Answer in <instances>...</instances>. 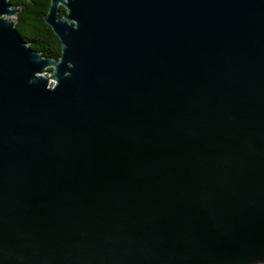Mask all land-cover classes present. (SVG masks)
<instances>
[{"label": "water", "instance_id": "95a60500", "mask_svg": "<svg viewBox=\"0 0 264 264\" xmlns=\"http://www.w3.org/2000/svg\"><path fill=\"white\" fill-rule=\"evenodd\" d=\"M19 11L0 264H264V0H50L56 59Z\"/></svg>", "mask_w": 264, "mask_h": 264}, {"label": "trees", "instance_id": "16d2710c", "mask_svg": "<svg viewBox=\"0 0 264 264\" xmlns=\"http://www.w3.org/2000/svg\"><path fill=\"white\" fill-rule=\"evenodd\" d=\"M13 6L19 7L16 17V28L26 43L44 57L59 58L61 42L53 29L45 22L44 17L49 11L50 0H10ZM61 14L66 12L60 6ZM52 70V68H49Z\"/></svg>", "mask_w": 264, "mask_h": 264}, {"label": "rangeland", "instance_id": "374dc122", "mask_svg": "<svg viewBox=\"0 0 264 264\" xmlns=\"http://www.w3.org/2000/svg\"><path fill=\"white\" fill-rule=\"evenodd\" d=\"M11 18H12V17H11ZM44 75H45V76H50V77H51V75H52L51 70H48ZM50 80H51V82L54 81L53 79H50Z\"/></svg>", "mask_w": 264, "mask_h": 264}, {"label": "built area", "instance_id": "2783aa9c", "mask_svg": "<svg viewBox=\"0 0 264 264\" xmlns=\"http://www.w3.org/2000/svg\"><path fill=\"white\" fill-rule=\"evenodd\" d=\"M52 83V82H51Z\"/></svg>", "mask_w": 264, "mask_h": 264}]
</instances>
